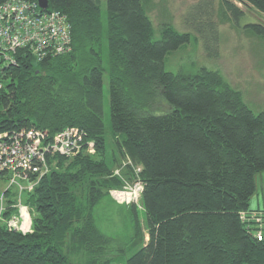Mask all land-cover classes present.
<instances>
[{
  "label": "trees",
  "instance_id": "trees-1",
  "mask_svg": "<svg viewBox=\"0 0 264 264\" xmlns=\"http://www.w3.org/2000/svg\"><path fill=\"white\" fill-rule=\"evenodd\" d=\"M48 1L49 11L66 15L72 49L40 61L18 50L15 63L2 68L0 132L36 128L51 138L77 127L95 154L48 156L49 172L22 200L31 232L0 223V264H118L99 252L108 240L92 213L103 190L120 186L109 176L116 158L104 140L103 68L95 49L104 32L101 0ZM239 1L264 16V0ZM145 4L106 0L110 130L142 167L148 235L124 264H264V209L249 207L264 173V107L254 113L216 71H168L167 56L191 34L163 24L156 38ZM221 5L235 21L243 15L230 0ZM209 9L207 1L192 5L184 22L211 57L218 30ZM246 29L264 42L262 24Z\"/></svg>",
  "mask_w": 264,
  "mask_h": 264
},
{
  "label": "rangeland",
  "instance_id": "rangeland-1",
  "mask_svg": "<svg viewBox=\"0 0 264 264\" xmlns=\"http://www.w3.org/2000/svg\"><path fill=\"white\" fill-rule=\"evenodd\" d=\"M201 1H207L210 4L209 16L217 26L216 56L206 55L203 40H200L196 32L184 22L189 15L187 9ZM230 1L243 11V15L237 21L224 12L221 0H145V5L156 38L163 24H169L179 33L191 34L192 40L167 56L165 67L168 71L183 74H193L201 68L216 71L226 84L241 93L245 104L254 113H258L264 107V42L262 38L251 34L246 29V25L260 23L264 26V16L253 8L244 7L239 0ZM100 9L104 32L102 38L95 43V49L101 58L103 68L104 140L108 151L112 152L116 158L109 176L117 177L120 186L103 190L101 193L103 195L96 201L92 213L96 226L108 240L99 252L106 258L111 256L112 259L119 261L118 264H124L125 258L148 240L145 214L141 198L136 192L143 185L142 167L134 163L126 150L119 146L118 139L110 130L108 79L110 64L105 25L106 0L100 1ZM208 30L209 28L205 30L206 34ZM203 39L206 41V38ZM81 154L94 155L95 147L94 152L84 150ZM262 176L263 179L258 181L256 194L249 201L251 209H264V173ZM6 185V180L0 177V200L1 198L3 201L13 200L18 193L15 188L7 189V191ZM133 190L135 193L132 192ZM78 192L81 193V191ZM25 193H20L21 201ZM28 210L31 217L30 209ZM134 211L136 216L132 214Z\"/></svg>",
  "mask_w": 264,
  "mask_h": 264
},
{
  "label": "built area",
  "instance_id": "built-area-1",
  "mask_svg": "<svg viewBox=\"0 0 264 264\" xmlns=\"http://www.w3.org/2000/svg\"><path fill=\"white\" fill-rule=\"evenodd\" d=\"M22 49L28 50L37 61L70 52L71 27L66 15L42 10L37 2L27 0L0 3V88L2 68L15 63V54ZM84 150L94 152V142L77 127L63 128L51 138L46 131L36 128L0 132V177L7 182L6 190L15 188L18 193L10 207L1 198L0 223L9 230L31 232L29 208L22 203L20 193L31 191L49 172L48 156L73 157ZM141 191L142 186L136 191L139 196ZM257 238L261 239V235Z\"/></svg>",
  "mask_w": 264,
  "mask_h": 264
},
{
  "label": "water",
  "instance_id": "water-1",
  "mask_svg": "<svg viewBox=\"0 0 264 264\" xmlns=\"http://www.w3.org/2000/svg\"><path fill=\"white\" fill-rule=\"evenodd\" d=\"M38 6L40 9L45 10L49 6V1L48 0H36Z\"/></svg>",
  "mask_w": 264,
  "mask_h": 264
},
{
  "label": "crops",
  "instance_id": "crops-1",
  "mask_svg": "<svg viewBox=\"0 0 264 264\" xmlns=\"http://www.w3.org/2000/svg\"><path fill=\"white\" fill-rule=\"evenodd\" d=\"M263 179V176L261 175L259 178H258V181L262 180Z\"/></svg>",
  "mask_w": 264,
  "mask_h": 264
}]
</instances>
